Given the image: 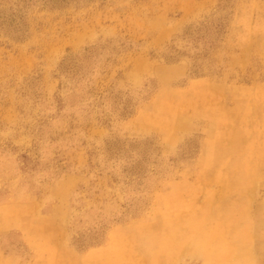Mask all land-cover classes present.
<instances>
[{
	"label": "rangeland",
	"instance_id": "rangeland-1",
	"mask_svg": "<svg viewBox=\"0 0 264 264\" xmlns=\"http://www.w3.org/2000/svg\"><path fill=\"white\" fill-rule=\"evenodd\" d=\"M163 210L159 264H264V0H0V264H151Z\"/></svg>",
	"mask_w": 264,
	"mask_h": 264
},
{
	"label": "bare ground",
	"instance_id": "bare-ground-1",
	"mask_svg": "<svg viewBox=\"0 0 264 264\" xmlns=\"http://www.w3.org/2000/svg\"><path fill=\"white\" fill-rule=\"evenodd\" d=\"M237 119H240L239 117L237 118ZM230 130V129H229ZM232 130V129H231ZM231 130H230V143L231 144H233V143H238V141H237V138H238V136H237V138H236V136H235V133L234 132H231ZM235 131V130H234ZM213 137V136H212ZM216 137V136H215ZM243 139V138H242ZM241 141V140H240ZM212 142H213V144H211V149L209 148V150H208V154H209V158L207 157V156H204V159L206 160V163L208 164V165H210V166H212V167H221V166H225V168H223V170L224 169H226V168H229L230 166V164H231V162H232V159H230V157L229 156H232L233 155V153H239V151H238V149H240L239 147H231V144L229 145V144H226V145H223L222 144V140H218V139H212ZM229 143V142H228ZM228 147V148H227ZM249 150H251V151H253V145H251L250 147H249ZM243 155V154H242ZM238 160L240 161V163H241V165H242V167L241 168H238V169H235L234 171H232V169H229L228 170V172L226 171V173H229V175L231 176V178H229V180H230V183H229V189H233V188H230V187H235L236 189H239V188H243L246 184H247V182L249 181V178L251 177V175L253 174V172H252V169L251 170H247V169H245L244 168V164L246 163V162H244V161H242V159H239L238 158ZM262 161H260V163H261ZM228 175V174H227ZM249 191H246V193L244 194V195H246L245 197H244V199H248V197L247 196H249ZM238 194V195H237ZM219 195V194H218ZM236 195L237 196H240L241 195V193L240 192H238V193H236ZM242 198V197H241ZM226 200H224V199H221V201H220V204H219V206H220V208L222 209V210H224L223 209V206H224V202H225ZM207 211H208V209H207ZM237 211V213H239V217L240 218H244V220H247L248 219V216H245V208L244 209H242V210H236ZM163 218H169V217H171V218H173V219H171L170 221H167L166 222V227L165 228H167L168 230L166 231V233H164V230H165V228L163 229V231H162V235L161 236H156V237H158L159 238V240H160V238L161 239H163V241L165 242L164 244H163V246H160V247H162V248H160V247H158V250H157V252H156V254L154 255L155 256V258H153V261H152V263L150 262V261H148V263H151V264H159V259H166L167 260V258H169V260H170V258H171V260L172 259H174V258H176L177 257V252H178V249H177V246L178 245H180V239H181V237H182V231H181V229L183 228V226L185 225V221H188V220H182L179 216H176V217H173V215H171V213L169 212V211H167V210H163ZM178 215V214H177ZM177 218H179L178 220H177ZM227 218H230V216H227L226 218H224V219H226L227 220ZM181 219V220H180ZM215 219V218H214ZM220 223V220L219 221H217V224H219ZM257 224V223H256ZM251 227L252 226H248L247 227V229H246V231H245V234L247 235V233L251 230ZM134 234V233H133ZM227 234H231V235H240V232L237 230V229H234V230H229V232L227 233ZM132 236V235H131ZM184 237V236H183ZM182 237V238H183ZM121 238H123V236H118V237H115L114 238V236H113V239L111 240V244L107 247V249H105V250H102V252H96V253H91V255L89 254L88 255V257H87V259H90V261L92 262V261H98V259H99V257L100 256H105V257H111V252H112V248H114V243H113V241H118V240H115V239H121ZM152 238V237H151ZM218 238H219V236H218ZM145 238H142L140 241H142V240H144ZM146 240V242L144 243L146 246H147V239H145ZM239 240L240 239H235L234 240V242L233 243H231V245H230V247H231V251H234V252H236V251H238L239 252V250H241V248L238 246L239 245ZM139 241V242H140ZM120 242V241H119ZM150 245V244H149ZM166 245H168V246H166ZM155 246V245H154ZM215 246H216V249H215V251L217 252V253H220L219 252V241L218 242H216V244H215ZM138 247V246H137ZM141 248V247H140ZM145 248V247H144ZM143 248V249H144ZM168 250V251H167ZM165 251L167 252V253H165ZM41 252V251H40ZM139 255V254H138ZM58 256V255H57ZM99 256V257H98ZM58 259V258H57ZM143 259V258H142ZM59 260V259H58ZM75 260V259H74ZM74 260H72V262H66L65 264H75V261ZM131 260V259H130ZM129 260V261H130ZM66 261V260H65ZM64 261V262H65ZM76 261H78V260H76ZM54 262H55V260H54ZM131 262V261H130ZM147 261L146 260H144V261H139L138 262V264H147L146 263ZM163 262V261H162ZM223 261H220V264L222 263ZM56 263H58V262H56ZM55 263V264H56ZM99 263H100V261H99ZM111 263V262H110ZM62 264V263H61ZM105 264V263H104ZM137 264V263H136ZM162 264V263H161Z\"/></svg>",
	"mask_w": 264,
	"mask_h": 264
}]
</instances>
